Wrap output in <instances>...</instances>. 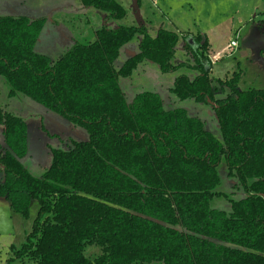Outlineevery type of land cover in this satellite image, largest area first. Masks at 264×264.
I'll list each match as a JSON object with an SVG mask.
<instances>
[{
	"label": "trees",
	"instance_id": "1",
	"mask_svg": "<svg viewBox=\"0 0 264 264\" xmlns=\"http://www.w3.org/2000/svg\"><path fill=\"white\" fill-rule=\"evenodd\" d=\"M79 2L105 19L125 16L115 0ZM44 23L0 16V76L8 95L31 99L88 139L51 150L49 167L34 177L21 162L26 123L0 108V198L23 217L31 200L38 205L6 264H264V89L239 90L238 74L212 80L206 37L186 42L197 75L176 77L170 92L211 104L219 141L184 109H165L157 93L127 102L118 85L144 62L163 74L182 67L171 63L177 33L103 25L93 41L52 59L35 50ZM136 35L138 52L115 69L120 48ZM222 157L247 194L229 211L209 205ZM92 245L99 255L88 258Z\"/></svg>",
	"mask_w": 264,
	"mask_h": 264
},
{
	"label": "rangeland",
	"instance_id": "2",
	"mask_svg": "<svg viewBox=\"0 0 264 264\" xmlns=\"http://www.w3.org/2000/svg\"><path fill=\"white\" fill-rule=\"evenodd\" d=\"M24 1L29 2V0ZM30 1L34 7V0ZM115 1L125 10L122 19H105L104 13L90 8L95 16L88 17L89 26L95 29L103 25L111 29L119 26L143 27L150 36H154L159 29L175 32L179 36V41L171 63L183 64L176 71L164 74L153 63L144 62L138 65L129 77L118 78V85L125 100L129 102L140 92H155L165 109H184L188 116L198 118L203 123L204 129L221 141V133L211 104L195 102L192 99L179 100L170 89L176 77L185 75L192 79L197 75L189 68L192 65V56L184 49L186 42L191 45V39L197 34L205 36L209 44L207 55L210 61L212 59L209 73L212 80L229 79L232 75L238 74L239 90L264 89V0ZM42 13L47 15L48 8L43 6ZM42 16L48 19L45 15ZM73 18L76 21L68 20V25H63L66 29V31L63 29L65 32H62L63 37L70 33L76 38V42L93 41V34L88 29L83 32L79 27V19ZM47 19H44L45 27L42 29L35 50L55 59L65 52V49L53 50L52 35L55 31L51 21ZM231 40L236 41L237 48L225 51ZM139 41L140 36L136 35L120 48L118 57L113 62L115 69H119L126 59L138 52ZM215 56H217L216 60ZM225 90L227 92V89ZM8 93L9 86L0 76V108L23 118L27 126V153L21 162L32 176H41L49 167L51 150L67 149L71 141L88 139L83 128L73 126L64 118L20 93L13 96ZM224 95L225 93L222 94V90L218 89V97ZM0 145H3L1 128ZM217 173L219 183L213 190L214 196L209 205L213 209L229 211L231 201H238L247 194L237 174L234 170L228 169L223 157L217 165ZM37 209L36 200H31L27 217H23L13 213L7 201L0 198V264H6V260L11 256L10 246L18 249L24 242L25 236L31 230ZM97 255H99L97 246L86 248L85 256L88 258Z\"/></svg>",
	"mask_w": 264,
	"mask_h": 264
},
{
	"label": "crops",
	"instance_id": "3",
	"mask_svg": "<svg viewBox=\"0 0 264 264\" xmlns=\"http://www.w3.org/2000/svg\"><path fill=\"white\" fill-rule=\"evenodd\" d=\"M70 1L73 3L69 2V0H34V7H32V2L30 0L28 3H26L24 0H0V16L26 17L28 19L34 20L40 18L47 19L42 16L45 15L51 21L53 29L55 31L52 35L53 50L61 51L65 49L64 51H66L68 47L76 42V38H73L70 33L65 35L66 37H63L62 35V32H64L63 29L66 31L63 25H68V20L72 21L73 19L74 21H76V19L73 17H77L79 19V27L81 30H83V32H86V29H88L89 32L93 34L95 31V28L89 26L88 18L91 16L94 17L95 13H92L90 11V8L81 5L79 0ZM43 6H45V8H48L49 13L47 15L43 14L45 12L42 13ZM51 17H53V19ZM38 43L39 40L36 43V46L38 45ZM215 58H217V56H215Z\"/></svg>",
	"mask_w": 264,
	"mask_h": 264
},
{
	"label": "built area",
	"instance_id": "4",
	"mask_svg": "<svg viewBox=\"0 0 264 264\" xmlns=\"http://www.w3.org/2000/svg\"><path fill=\"white\" fill-rule=\"evenodd\" d=\"M236 48H237L236 41L235 40H231L224 50L225 51H229V50H234ZM214 59L216 60L217 58L214 57Z\"/></svg>",
	"mask_w": 264,
	"mask_h": 264
}]
</instances>
